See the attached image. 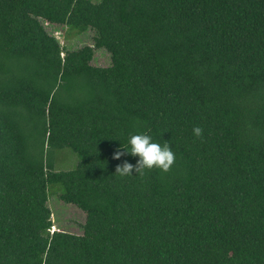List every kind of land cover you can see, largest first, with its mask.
Instances as JSON below:
<instances>
[{
	"label": "trees",
	"instance_id": "trees-1",
	"mask_svg": "<svg viewBox=\"0 0 264 264\" xmlns=\"http://www.w3.org/2000/svg\"><path fill=\"white\" fill-rule=\"evenodd\" d=\"M143 132L175 164L115 175ZM0 264H264V0H0Z\"/></svg>",
	"mask_w": 264,
	"mask_h": 264
},
{
	"label": "rangeland",
	"instance_id": "rangeland-1",
	"mask_svg": "<svg viewBox=\"0 0 264 264\" xmlns=\"http://www.w3.org/2000/svg\"><path fill=\"white\" fill-rule=\"evenodd\" d=\"M96 1V0H92ZM46 31L54 35L61 45H66L69 49H77L84 45L91 46L93 44L92 30L88 29L82 33L69 32L67 36L63 27L43 23ZM91 64L98 67H107L110 65V55L105 49H96L93 54ZM78 159L76 155L69 149L54 152L53 164L58 170H71L75 168ZM61 189L59 186H50L48 189L49 198L48 206L52 211L51 231H66L72 234L82 233V224L85 221V214L77 207L66 204L59 199Z\"/></svg>",
	"mask_w": 264,
	"mask_h": 264
},
{
	"label": "clouds",
	"instance_id": "clouds-1",
	"mask_svg": "<svg viewBox=\"0 0 264 264\" xmlns=\"http://www.w3.org/2000/svg\"><path fill=\"white\" fill-rule=\"evenodd\" d=\"M203 128L194 127L193 133L197 138L203 137ZM128 144V152L117 151L113 155V159L120 160L122 156L131 154L133 157H139L136 164L124 160L122 164H118L115 169V175L120 177L139 176L144 177L146 170L159 169L164 173H168L176 161V155L171 145L167 142L164 144L153 142V138L147 132L131 134ZM135 171L136 175H133Z\"/></svg>",
	"mask_w": 264,
	"mask_h": 264
}]
</instances>
